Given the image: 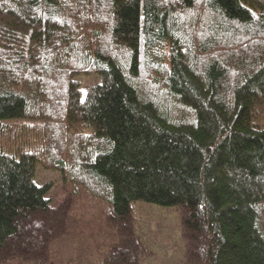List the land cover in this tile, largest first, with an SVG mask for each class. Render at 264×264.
Wrapping results in <instances>:
<instances>
[{
  "label": "trees",
  "instance_id": "trees-1",
  "mask_svg": "<svg viewBox=\"0 0 264 264\" xmlns=\"http://www.w3.org/2000/svg\"><path fill=\"white\" fill-rule=\"evenodd\" d=\"M75 191L84 264H141L135 204L182 264H264V0H0V264H46Z\"/></svg>",
  "mask_w": 264,
  "mask_h": 264
},
{
  "label": "rangeland",
  "instance_id": "rangeland-1",
  "mask_svg": "<svg viewBox=\"0 0 264 264\" xmlns=\"http://www.w3.org/2000/svg\"><path fill=\"white\" fill-rule=\"evenodd\" d=\"M34 137L30 138V142ZM3 143L7 139L3 138ZM37 143L30 144V149ZM10 148L14 146L9 145ZM37 147V146H36ZM76 215L70 231L54 236L46 245V264L91 263L109 246L110 237L98 222L102 204L84 203L83 196L75 191ZM135 234L144 250L141 264H182L184 247L180 237L179 216L175 210L135 204L132 207Z\"/></svg>",
  "mask_w": 264,
  "mask_h": 264
}]
</instances>
